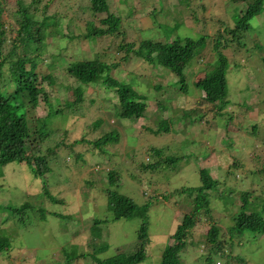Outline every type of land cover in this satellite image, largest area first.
<instances>
[{
  "label": "rangeland",
  "instance_id": "obj_1",
  "mask_svg": "<svg viewBox=\"0 0 264 264\" xmlns=\"http://www.w3.org/2000/svg\"><path fill=\"white\" fill-rule=\"evenodd\" d=\"M1 1L0 18L7 30L4 53L18 37L19 9L40 1L38 18L43 14L58 18L53 28L59 32L49 31L45 39V60L50 61V54L66 55L63 57L69 61L100 55L112 63L113 77L132 82L138 76L136 88L147 95V108L133 119L117 117V95L97 83L85 86L83 99L75 107L48 119L58 139L65 141L56 149L59 154L51 161L52 171L45 179L59 202L44 194V178L35 176L27 165L0 164V232L11 240L9 248H0V264H98V258L135 250L142 218L112 220L109 189L140 205L149 204L147 259L138 264H159L177 225L195 205L196 193H190L202 182L200 168L210 170L219 185L212 190L211 218L204 209L199 212L190 234L192 245L181 254L182 264H207L209 254L216 264H264V233L245 229L239 236H231L230 229L245 191L250 192L251 201L247 212L264 215V13L251 20L241 39H234L240 45L238 54L226 51L233 65L227 73L229 100L220 108L207 102L193 83L213 67L209 62L216 64L219 54L213 38L219 31L225 33V25L235 27L234 16H239L243 1L109 0L110 12L121 23L115 33L96 40L89 39L90 27L106 28L102 19L108 13L94 15L89 0ZM205 34L211 37L186 68L188 92L173 86L177 76L168 69L147 65L132 53L123 60L128 55L123 47L131 43L137 47L141 41L150 44L179 35L199 38ZM23 49L21 45L20 55ZM63 60H55V74L65 87L52 94L54 104L58 96L63 102L76 99L78 82L68 74ZM237 63L239 67H235ZM156 85L163 89L157 90ZM45 108L41 102L38 114L43 115ZM185 111L192 113L194 123L183 118ZM159 113L173 122L169 131L156 134ZM110 132H117L118 137L103 146L106 153L89 142ZM154 148L160 153L154 154ZM70 150L71 155L67 154ZM170 156L179 160L168 162ZM182 188L186 190L180 191ZM26 202L31 209L21 219L19 214L13 215V209ZM41 208L46 210L45 216ZM95 219L104 221L96 226L101 231L98 235L94 233ZM212 224L220 227L221 248L208 241Z\"/></svg>",
  "mask_w": 264,
  "mask_h": 264
},
{
  "label": "trees",
  "instance_id": "obj_2",
  "mask_svg": "<svg viewBox=\"0 0 264 264\" xmlns=\"http://www.w3.org/2000/svg\"><path fill=\"white\" fill-rule=\"evenodd\" d=\"M91 2L90 9L95 14L108 13L106 18L102 19L106 28L90 27L88 36L90 40H96L100 35L107 33H115L121 23V19L110 12L109 0H89ZM182 3L186 1L180 0ZM242 6L239 16L235 15V27L225 25V33L219 31L218 36L214 37V48L219 54V58L213 67L206 70L205 73L194 80L196 88L204 92V98L207 102L223 107L228 103V76L229 70L232 69V62L228 60L227 50H231V54H238L240 45L234 44V39H241L243 32L249 29L251 20L257 15L264 13V0H240ZM40 1H33L30 4L22 6L19 9L20 26L17 29L18 37L13 39V44L4 53L2 48L7 40V30L0 18V164L5 166L9 163H21L27 165L35 176L44 178V194L52 201L60 200L53 195L49 188L48 182L45 180L47 174L52 171L51 161L57 158L59 152L56 150L65 144L63 137L56 136V131L49 126V120L53 116H59L65 113L66 109H71L77 105V102L83 99L85 86L99 83L106 89H112L119 99V108L115 109L117 117L133 119V117L142 116L147 108V95L140 92L136 88L138 76L132 82L122 81L111 75L112 63L103 60L100 55L94 58H84L81 60L69 61L66 55L50 54V61L47 62L45 54L47 53V44L45 39L52 33H58L53 26L57 25L58 18L56 15L43 14L37 17L39 11L38 4ZM50 2L46 3L45 9ZM2 1L0 0V12L3 11ZM161 11V10H160ZM199 20L198 18H195ZM63 18L61 17V20ZM59 27V26H58ZM59 30V29H58ZM54 31V32H53ZM244 31V32H245ZM74 38V36H71ZM211 37L209 34L193 38L190 36L181 37L174 36L166 41L153 40L150 44L141 41L140 45L134 47V44H128L123 47L127 52V56L123 60L130 59L131 53L135 54L139 59L147 63V65H158L160 69H168L173 75L177 76V80L172 84L180 92H188L190 88L189 76L186 68L190 61L198 54L207 39ZM23 49V55H20L19 47ZM128 49V50H127ZM131 50V51H129ZM65 56V57H63ZM57 59H64L67 63L66 69L68 74L73 76L78 82L76 87L75 100H59L56 98V104L53 103L54 92H58L59 87H65L62 80L55 74V65ZM146 60V61H145ZM264 65V55L262 56ZM236 62V61H235ZM117 65V64H116ZM235 64V67H239ZM174 77V76H173ZM63 83V84H62ZM163 89L161 85L155 86ZM41 102L45 104L46 112L39 115ZM264 102V101H263ZM164 107L163 105H161ZM197 113V111L195 112ZM189 111H185L183 118L189 117L192 123L195 119L191 117ZM158 115V129L154 133L160 131H169L172 119L165 120L162 115ZM49 119V120H48ZM100 122V121H99ZM96 122V125L99 124ZM254 130V127H253ZM117 132L107 133L95 141H89L94 146L104 149V145L110 141L117 140ZM71 148L73 146H70ZM61 151V150H60ZM154 154L160 151L153 149ZM67 154L71 155V150ZM77 157L80 154L76 155ZM166 160L168 162H177L178 157L170 156ZM157 164L159 161L156 162ZM201 184L192 188V193H196L195 205L190 212H186L182 221L177 225L175 232L172 234V242L167 244L162 251L159 264H182L181 254L188 248L190 243V234L198 219L199 212L204 209L205 214L211 218V197L212 190L218 188L219 181L215 179L211 171L206 168H200ZM92 185V182L87 180ZM72 183V182H71ZM70 183V184H71ZM186 190V189H184ZM183 188L180 191H184ZM108 205L112 213V220L121 218L130 219L134 216L142 218L139 228L138 237L140 239L135 250L129 253H118L111 257L100 259L98 264H138L147 259L146 243L149 241V220L148 209L149 204L140 205L132 197L120 193L115 190H108ZM250 192L242 193V205L239 211L234 214V224L231 226V236L242 233L245 229L260 231L264 233V215L259 211L247 212L251 204ZM31 204L26 202L20 207L13 209V215L19 214L21 219ZM42 216H45L46 210L41 208ZM61 215L62 213H55ZM213 218V217H212ZM107 221V220H105ZM104 222L101 219L94 221V233L100 234L101 231L96 226ZM208 241L221 248L220 227L212 224L208 233ZM9 236L0 232V248L6 249L10 247ZM103 248V245L100 249ZM207 264H216L212 254L206 258Z\"/></svg>",
  "mask_w": 264,
  "mask_h": 264
}]
</instances>
